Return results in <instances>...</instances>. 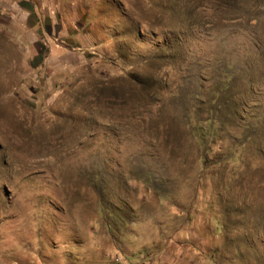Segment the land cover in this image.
I'll return each mask as SVG.
<instances>
[{"label": "rangeland", "instance_id": "374dc122", "mask_svg": "<svg viewBox=\"0 0 264 264\" xmlns=\"http://www.w3.org/2000/svg\"><path fill=\"white\" fill-rule=\"evenodd\" d=\"M0 264H264V0H0Z\"/></svg>", "mask_w": 264, "mask_h": 264}, {"label": "trees", "instance_id": "16d2710c", "mask_svg": "<svg viewBox=\"0 0 264 264\" xmlns=\"http://www.w3.org/2000/svg\"><path fill=\"white\" fill-rule=\"evenodd\" d=\"M195 130H197V127L195 128ZM198 135H201V133H199ZM203 139V136L201 135V140Z\"/></svg>", "mask_w": 264, "mask_h": 264}]
</instances>
